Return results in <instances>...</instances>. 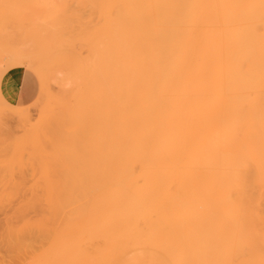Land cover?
<instances>
[{
  "label": "bare ground",
  "instance_id": "obj_1",
  "mask_svg": "<svg viewBox=\"0 0 264 264\" xmlns=\"http://www.w3.org/2000/svg\"><path fill=\"white\" fill-rule=\"evenodd\" d=\"M59 1L0 47L69 60V114L0 134V264H264V0Z\"/></svg>",
  "mask_w": 264,
  "mask_h": 264
},
{
  "label": "rangeland",
  "instance_id": "obj_2",
  "mask_svg": "<svg viewBox=\"0 0 264 264\" xmlns=\"http://www.w3.org/2000/svg\"><path fill=\"white\" fill-rule=\"evenodd\" d=\"M51 2L58 4L60 1L10 0L0 3V47L3 51L11 53L22 49L31 57L41 53L43 44L35 27L45 25L42 33L47 32L49 36L52 19L47 13L53 5ZM28 60L16 62L0 74V99L8 103L0 100V134L4 135L3 138L14 140L45 122L48 116L44 111L57 96L63 98L69 114V60L52 52L45 59L46 75ZM26 168L29 182L32 168L30 165ZM146 255L149 260V253Z\"/></svg>",
  "mask_w": 264,
  "mask_h": 264
}]
</instances>
